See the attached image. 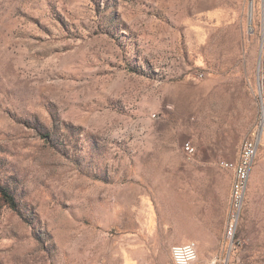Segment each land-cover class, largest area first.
I'll return each instance as SVG.
<instances>
[{
    "label": "rangeland",
    "instance_id": "374dc122",
    "mask_svg": "<svg viewBox=\"0 0 264 264\" xmlns=\"http://www.w3.org/2000/svg\"><path fill=\"white\" fill-rule=\"evenodd\" d=\"M254 133L241 264H264V0H0V264H173L150 234L189 211L156 182Z\"/></svg>",
    "mask_w": 264,
    "mask_h": 264
},
{
    "label": "crops",
    "instance_id": "0c3cea01",
    "mask_svg": "<svg viewBox=\"0 0 264 264\" xmlns=\"http://www.w3.org/2000/svg\"><path fill=\"white\" fill-rule=\"evenodd\" d=\"M221 149L212 156L218 160H238L240 158V145L224 144ZM217 151V150H216ZM170 174V173H169ZM190 174H195L201 180L198 182L204 192H191V182L183 180ZM188 175V176H186ZM157 185L167 187V194L161 192L157 208L160 210H188V222L185 225V233L182 237L172 236L175 228L172 225H160V229L150 234L152 240L165 241L178 244L196 242L198 245V258L201 264H217L222 257L225 231L231 211V193L234 183V174L223 170H201L198 172H176L175 176H169L156 182ZM170 217V213H168ZM240 236L243 235L241 234ZM253 250L250 257L255 254ZM249 255V253L247 252ZM243 252L240 251L237 261L240 263ZM242 264H250L242 261Z\"/></svg>",
    "mask_w": 264,
    "mask_h": 264
},
{
    "label": "built area",
    "instance_id": "2783aa9c",
    "mask_svg": "<svg viewBox=\"0 0 264 264\" xmlns=\"http://www.w3.org/2000/svg\"><path fill=\"white\" fill-rule=\"evenodd\" d=\"M203 78V74L197 75ZM260 146L259 135L253 134L243 141L240 159L238 162L228 160L216 161L217 166L234 174V183L231 193V211L225 231V239L228 243V253L224 264H239L232 258H237L240 249L244 245V239L240 236L241 214L245 205L251 171ZM186 160L194 161L197 156L196 147L192 141H187L182 146ZM232 254V255H231ZM173 264H195L198 261V245L196 242L174 245L171 249Z\"/></svg>",
    "mask_w": 264,
    "mask_h": 264
},
{
    "label": "trees",
    "instance_id": "16d2710c",
    "mask_svg": "<svg viewBox=\"0 0 264 264\" xmlns=\"http://www.w3.org/2000/svg\"><path fill=\"white\" fill-rule=\"evenodd\" d=\"M0 193L3 197V199L12 207L16 208V202L12 195L8 193L5 189L0 188Z\"/></svg>",
    "mask_w": 264,
    "mask_h": 264
}]
</instances>
